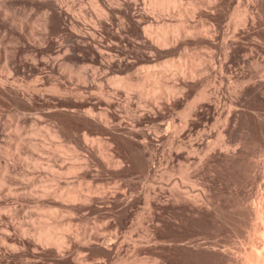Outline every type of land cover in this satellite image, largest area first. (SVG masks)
I'll return each instance as SVG.
<instances>
[{"label":"rangeland","instance_id":"rangeland-1","mask_svg":"<svg viewBox=\"0 0 264 264\" xmlns=\"http://www.w3.org/2000/svg\"><path fill=\"white\" fill-rule=\"evenodd\" d=\"M6 1L7 0H0V7L3 8V3H6L7 7L9 5V9L7 7L3 9H6L8 13H10L9 10L11 9L12 14L10 13V15L13 18L22 19L23 25L19 26L15 24L14 20L1 13L4 10L0 8V35L2 34L0 39L4 42H0V73L4 69V74L1 73L0 78L8 77V80H12V78L16 77L15 79L19 80L17 81L19 83H16L15 80L14 82L18 85L20 84V86L22 85L21 87H23L24 82L29 85L32 83V87L31 85L26 86L24 84L26 86V90L24 88L25 86L23 87L25 91H27V88L31 89H28L27 92H35L37 89L36 93H38L41 91H38L41 87V89H47V92L50 90V93H46L43 89V93L42 91L40 93H42L41 97L44 98V100L36 98L32 103L30 102L31 104H23L21 101H14L8 98V100L6 98L0 100V111L2 112H0V131H3L0 132V136L2 135L0 137V142L2 141V143L5 144L6 142V144H8L7 141L10 140V138L6 137L8 133L6 130H13L12 126H15L14 123L16 122L18 125L21 123L20 129L26 133L23 141H27L26 144L29 143L27 147L19 148L21 152L17 151V148L12 147V150L15 149V153H22L20 155L18 154L20 156V161L17 158L13 159L10 154H7L8 157L10 155V158L7 159L8 157H5L6 154L0 153V157L3 155L2 158L4 159L5 157L7 159L5 160L13 165V170H15V167L17 168L15 172L12 171L14 175L16 174L15 176L18 180L17 184L15 182L7 185H10L12 188L14 184L13 188L16 190H12L16 192L19 190V193H17L23 195L19 196L17 194L18 196H15V198L0 195V200L8 203L7 206L10 205L9 207H12L14 204L13 206L15 207L18 204V209L21 208L19 209L21 213L19 211L16 212L18 216H16V214L12 215L14 217L13 219L10 215L9 219L11 218V221L13 219V222H15L14 224H18V227L20 225L25 228H29L31 225L41 224L44 221L54 222L55 219L57 225L53 227V233L60 234L61 230L63 231V229L66 228L64 230H66L67 235L69 234L70 236H65V240L60 245V252L68 253L70 257L73 255V258L77 262H80L79 260L81 259V262L83 261L81 264H255V261L262 257V249L264 246V0H251L252 6L247 10L248 16L250 15V24L249 21L247 23H242L232 18V6L215 5L217 9L214 10L218 13L219 18L218 29L220 32L228 31L225 33L228 36H224V38H221L220 34L216 36L215 39H218V41L215 40L216 45L214 46V53H212L213 46H208L209 49L211 47L210 51L212 54L209 53V49H207L202 42L192 43L180 40L179 43L173 45L174 47L177 46V48H174L170 44H166L164 47L169 50V53L157 56L156 60L153 62L144 60L139 61L137 65L139 69H133L134 72L136 71V73L143 75L141 69L149 67L162 75L164 80L170 83L169 85H172L174 88L172 90L174 96L170 102H165L163 96L154 94L153 91L155 87L152 86V81L150 79L146 80L145 92L142 94L143 97L139 98L138 96L141 93L135 91L136 95L132 97L133 100L131 99L128 105L123 100V92L120 88V90L118 89V92L115 93L113 85L110 83L106 85L107 82L103 81V85L106 88L105 90L108 91L106 94L113 95L111 97L113 100L110 109L113 108V110L115 109L117 111H115L117 114L119 113L118 117L120 121H122L121 126H128L131 122V118L136 114L138 115L140 112L139 115L142 114V116L139 127L143 125L141 128H145L144 130L148 132L158 127L150 133L151 135L155 132L157 136L155 134L152 135L156 138L153 137L150 139L147 143L148 146H144L143 148L140 147L139 151H134V148L124 146L123 144L118 145L110 138L109 133L90 134L91 136H98L99 140L101 139L100 144L102 143L99 147L96 142L91 145L90 141L87 140V144L91 145L90 147L94 152V156L106 159V157H104L105 155L102 154L106 153V155H109L112 153L111 155L113 158L118 157L121 159L120 163L122 164L120 165L122 169L117 173H112L100 167L95 158L87 156L89 155L87 146L79 145V147L76 148L77 150L74 149V141L76 138L80 139L82 143H85L82 135V128L76 129L69 123L65 128V135L52 134L47 130L50 127L55 128L53 124L56 119L67 120L66 111L70 109L60 104L57 100V97H59L58 94H60L58 93L59 91L56 92V90H53L55 94H52V87H50L52 85L51 83L66 84V88L72 89V91L71 89H66L69 91L68 93L72 92V94H75L76 86H79L80 82L77 83L74 77H71L73 80L71 81L70 77L65 78L60 72L50 67V64L47 62L52 60L51 56H54L51 55V53H56L53 51V46L51 50L43 51V53L37 50L43 47L45 43L44 38L41 39L44 36L40 38L42 34L45 35V30L41 28V22L39 23L38 21H41L45 13L49 11L47 10L49 9L46 2L47 0H13L16 3H12V0H8V3ZM48 1L59 2L60 0ZM62 1L63 0L59 3H69L70 12H73L75 9L74 11L77 13L80 20L84 18L90 21V13L94 12L88 0H81V2L80 0H71L72 3L70 0H66L67 2L64 0V3ZM168 1L170 7L162 9L158 6H151L150 0H112L113 5L121 10L126 11L127 9V12L135 14L145 10L159 21L168 20L167 22L171 23L182 21L186 24H191V28L193 26L199 27V22L202 23L207 20L209 23L213 21L212 18L206 15V10L209 9V5H213L215 1L209 3L199 2L201 0ZM30 2H32L33 6ZM77 2H80V5L82 3V7H80ZM177 4L182 5L186 10V14L178 13ZM21 5H27L25 8L27 10L24 9L23 11L24 6L22 7ZM44 7L47 9L44 10ZM83 7L84 10L82 9ZM13 9L14 13L12 12ZM21 11H23V13ZM254 11H256V13ZM134 17L138 18L136 15ZM119 19L122 23L121 25L127 24L128 26L126 25L120 28L118 26L120 21L117 17H114L111 21L109 20L110 23L107 24V27H102L100 28L101 30H97L96 37H101L103 42L110 43L117 48L121 47L124 51L126 50L124 52L126 55L133 56L147 52L156 53L149 47L147 40L143 39L144 31L142 30H144L143 26L146 22H141L139 26L135 28L127 23L128 20L125 16L120 14ZM186 19L188 20L186 21ZM31 21L35 24H32ZM3 25H6L5 27L7 29H5ZM225 25H227V27ZM82 26L83 25L80 24L78 28L80 29ZM29 27H31L30 30ZM33 28L34 30L37 29L35 30L36 33H34ZM38 28L44 32L42 31L41 33ZM81 30H85V26H83ZM7 31L10 33H7ZM32 31L35 35L32 34ZM13 33L16 34L14 35ZM58 33L57 35L54 33L51 34L54 41L56 36L58 40ZM8 34H10L11 37ZM39 34L40 36L38 37ZM39 38L42 41L38 42ZM62 38L63 43L67 41V37L62 36ZM150 38V36L147 37V39ZM11 40L13 41L11 42ZM221 40H225V43H228V47L222 49L220 46ZM32 41L35 42L33 43ZM5 42H9L10 45H7L9 43L5 45ZM16 42L19 44L13 46ZM35 43L36 45H33ZM1 44L4 45V48H6L5 50ZM25 45L27 46V51ZM12 47H15L13 50L16 52V56L11 54ZM16 47L18 48L17 51L15 50ZM30 47L32 50H30ZM164 47L161 46L160 49H164ZM8 50L11 51L9 52ZM24 50L28 52L27 54H30L29 58L26 55L23 57ZM4 51L7 52V55L6 52L4 54ZM131 51H133V53ZM31 53L37 56H34L36 59L32 57ZM10 54L12 55V57H10L11 60H14L13 62L23 65V72H19L20 76L24 73V75H22L23 77H20L17 73H14V75H16L14 76L13 73L8 72L5 66H3V64L6 65L7 63L4 59L8 57V55L11 56ZM44 54L46 56L49 55V58L48 56L45 57ZM41 55L48 59V61L45 62V60H43L44 58L40 59V57L42 58ZM13 56H15V58ZM109 56H112V58L117 57L118 52L114 49L109 53ZM20 58L23 63L20 62ZM6 59H8L9 62L11 61L9 57ZM27 59L30 63H28ZM32 60L36 62L35 65H33ZM177 60L185 63V72L181 71L177 64H171V62ZM41 65L42 67H40ZM165 65L168 66L166 67ZM41 68L43 71L40 70ZM86 68L90 71L89 66ZM36 72L40 73L39 75L42 74V76H39ZM7 73L9 75H7ZM158 74L156 75L157 78L159 76ZM35 75H38L35 77L37 78L36 81H34ZM50 81L53 82L50 83ZM74 84H76L75 87ZM91 85L90 87L88 85L84 87L85 93L88 95H97L98 93H95L96 89L93 86L94 83ZM33 86H35V88L36 86L41 87L34 90ZM190 87L193 88L191 89ZM94 89L95 91L93 93ZM43 95L45 96L43 97ZM154 97L158 99L153 100ZM153 101L155 102L154 105L152 104ZM97 105L101 107L104 104L98 103ZM55 106L58 108L64 107L58 110ZM189 106H191L190 109H187ZM47 109H52V111H48ZM98 109L99 108L96 107L95 110ZM78 112L83 113L82 110ZM16 114L21 116L24 115L25 117L22 116L21 119V116H19L18 120L15 119V121L14 115ZM35 115L38 116L39 119ZM170 116L173 118L171 119ZM30 117L31 121L29 120ZM32 117H34V119ZM19 118L21 121H19ZM24 118L26 119L24 120ZM3 119L4 121H2ZM23 120L26 122L28 121L30 124H28V122L24 123ZM169 120L171 122H169ZM3 122H5V124ZM32 122L37 124L36 126L39 128L40 133H33L30 131L29 128ZM6 123H8L7 125L11 124L10 128L12 129H8L9 126L6 127ZM154 124L155 126H157V124L159 126L153 128ZM2 126L6 127H4L6 129L5 131ZM164 126L167 128V131ZM171 128V137H169V129ZM122 130L123 129H113L115 134L121 135L122 133L125 135L126 132ZM162 131L164 133H162ZM7 136H9V134ZM106 139L108 140L107 142L105 141ZM2 143L0 144V152L3 147L7 146L6 144L2 145ZM32 143H39L38 147L44 144L43 146L45 149L43 147L40 149L37 147L35 148ZM102 145H105V147H102ZM152 147L153 150L156 151V155L154 151H152ZM144 148H146V150ZM149 148L151 150H149ZM98 150H103L104 153H100ZM49 152H51V154L55 152L57 155L55 153V155L53 154L54 156L50 155ZM150 152L152 153L150 154ZM170 152L174 157H171ZM23 153V158L26 157L25 161H21L23 160ZM149 154L150 156L152 155L153 158L148 156ZM160 155H162V159ZM166 155H168V159L170 158L169 160L165 157ZM46 156H52L54 160L56 159L55 161L57 163L53 165L54 169L52 173L55 176L54 179L60 175L58 176L59 179H56L59 181L50 178V169L47 167L46 162L51 158L48 157L45 159ZM32 157H37L38 159L36 160ZM84 157L88 165L84 164ZM2 158H0L1 161H5ZM87 158L89 160L92 158V160L87 161ZM74 160L78 161L74 163L77 165V168L71 164ZM80 161L81 163L83 162V164H81ZM34 165L35 167H33ZM69 165L74 166L75 170L72 169L68 172L64 171V166ZM85 165L89 167L87 168L89 174L93 175L95 172L97 173L93 175V178H90L88 175L82 176L80 174L82 171H80L79 168L82 170L83 167H86ZM111 166L112 165H110V167ZM27 168L30 172L27 171ZM147 169H149L148 172ZM32 170H34V172H32ZM54 170L57 171L55 172ZM73 170L76 172L73 173ZM77 172H79V174H77ZM96 175L97 177H95ZM85 177H87V179H85ZM33 178L36 181H33ZM90 179H92V181H90ZM71 181H73V183L77 181L76 189L82 194L80 196L81 198H87L86 195L90 193V191L87 190L90 182L91 184L93 183L92 186H96V192L93 191L89 194L92 197V202L90 201L92 203L91 206L82 205L79 207L80 209L74 211L72 209L68 210V208L65 207L63 209V206L55 204L51 206L54 210L48 211L46 206L41 204L37 205L38 203L34 202V200L32 201L33 194L35 193L33 188L40 189L45 187V184L49 183L48 190H50V188H55L57 184L70 186L73 184ZM97 181L101 182L98 183ZM95 182H97V185H95ZM25 186L28 187L26 188ZM31 192H33V194ZM20 197L23 198L20 199ZM79 201V199L73 200L75 203H79ZM15 219L19 220L16 221ZM6 231H10L9 233L12 236L16 235L17 237L18 235H22L20 230H14L13 228H8ZM30 231V233L23 235L32 238L31 233L34 232V230ZM7 243L8 242L5 244L0 241V264H61L56 260L53 253L40 254V251H42L44 247H55L54 243H50L46 246L38 243L39 246L37 245V247L31 246L30 248L35 250L34 256L14 254L12 253L14 249L12 248V244L8 243V245ZM99 245L103 247L100 246L99 249ZM116 246L118 248H116ZM252 249H256L260 253ZM103 253H111V255ZM75 256L77 258H75Z\"/></svg>","mask_w":264,"mask_h":264},{"label":"bare ground","instance_id":"bare-ground-1","mask_svg":"<svg viewBox=\"0 0 264 264\" xmlns=\"http://www.w3.org/2000/svg\"><path fill=\"white\" fill-rule=\"evenodd\" d=\"M8 1V0H7ZM6 1V2H7ZM13 1V0H12ZM43 1V0H42ZM56 1V0H55ZM61 1V0H60ZM59 1V2H60ZM66 1V0H65ZM71 1V0H70ZM68 1V2H70ZM79 1V0H77ZM83 1V0H82ZM90 5L93 7V12L94 13H90L91 15V19L90 21H87L85 20L84 18H82V20L79 19L77 13H75V9L73 10V12H70L69 9V3L66 5L64 3V0L62 1L64 4L62 3H59L58 1L57 2H54V1H46L47 2V5H48V8L47 10H49L47 13H45V16L43 17V19L41 21H38L39 23L41 22V25L42 27L41 28H44L45 30V35H41L40 34L42 33L43 30H41L40 28H38L41 33L38 35V37L40 36V38L42 36L41 39L44 38V46L37 49L38 52H41L43 53V51H49L51 50V47L53 46L54 49L53 51L56 52L54 54L51 53V55H54V56H51L52 60L48 61V59L44 58L42 55V58L40 57V59H43L45 60V62L49 63L50 64V67L58 72L61 73V75L65 78L67 77H71L75 78L77 80V83L80 82V85L79 86H76V89H75V94H72V92L68 93L69 91H67L64 84H59V83H51L53 81H50V83L53 85H51L50 87H52V92L53 90H56L59 91L58 93V96L57 97V100L59 101L60 104H63L65 106H67V108L69 107L70 109L66 111V117H67V120H63V119H56L55 123L53 124V126H55V128H48L47 130L49 132H51L52 134H64L65 135V128L66 126L70 123L72 124V126L76 129H80L82 128L84 130V134H83V130H82V135H83V139L85 140V143H82V141L78 138L75 139L74 141V149L78 148L79 145H85L88 147V152H89V155L87 156H90L92 158H95L97 160V163L100 167L102 168H105L106 170H109L110 172L112 173H117V172H120L121 169H122V166L120 164V161L121 159L120 158H113V156L111 155L112 153H110L109 155L106 153L105 154H102V155H105L104 157H106V159L102 158V157H96L94 156V152L93 150L91 149V145L92 143L96 142V144L99 146L101 145L100 144V140H99V137L98 136H91L93 133H109L110 134V138L113 139L118 145L120 144H123L124 146H127V147H130V148H134V151H139L140 150V147H144V146H148V142L150 141V139H152L153 137H155L154 135L152 134H155V132H153L151 135V131L152 130H156L159 126L157 124V126H153V128L157 127L156 129H151L150 132L146 131L143 129V127L141 128V115L140 112L139 114L135 115L134 117L131 118V122L129 123V125L127 126H121V122L118 115L119 113L117 114L116 110L113 108L110 109V105H111V102L113 99H111V97L113 95H110V94H106V91L104 85H103V81L107 82L106 85L108 83H110L111 85H113V88H114V92L117 93L118 92V89L120 88L123 92V100L126 102V104L128 105L130 102H131V99L133 96H135V91L141 93L139 94V98L140 97H143L142 94L145 92V87H146V80L150 79L152 81V86L155 87L154 89V94L155 95H161L164 97V101L165 102H170L174 96V93L172 92V90L174 89L172 87V85H169L170 83H167L165 80H164V77L160 74H158L157 72L153 71V69L147 67V68H144V69H141V72H143V75H140L139 73H136V71L134 72L133 69L135 68H138V63L139 61L141 60H144V61H148V62H153L154 60H156V57L157 56H160V55H163V54H167L169 53V50L166 49L164 46L166 44H170L171 46L179 43L180 40H184V41H189V42H202L206 47L207 49H209L208 46H213V50H212V53H214L213 51L214 50V46L216 45V41H218V39L216 40V36L218 34H220L221 38H224V36H228L226 35L225 33L228 32V31H223L224 28H223V32H220L219 29H218V21H219V18H218V13L215 12L214 9H217V7H215L216 4H220V5H223V6H232V13H231V16L232 18H234L235 20L237 21H241L242 23H247L249 21V16L247 14V10L252 6L251 4V0H201L199 2H202V3H209V2H213L215 1V3L213 2V5H209L210 8H213V9H207L206 10V15L210 18L213 19L212 22H207V20L205 22H199V27L198 26H193L192 28L190 27L189 23L186 24L182 21L178 22V23H171V22H167L166 20H161L159 21L158 19H156L155 17L151 16V13L149 14L148 11H145V10H142V11H139L137 14L135 13H130V12H127V9L126 11L125 10H121L119 9L118 7H116L115 5H113V2L112 0H88ZM117 1V0H116ZM120 1V0H119ZM197 1V0H196ZM217 1V3H216ZM262 1V0H261ZM11 2V1H10ZM9 2V3H10ZM15 1H13L12 3H14ZM67 2V1H66ZM81 2V0H80ZM80 2H77L78 4ZM255 2V1H254ZM8 3V2H7ZM16 3V2H15ZM72 3V1H71ZM70 3V5H71ZM261 3V2H260ZM1 4V3H0ZM6 3H3V8L7 7V4L5 5ZM30 4L32 5V2H30ZM76 4V2H75ZM198 4V3H197ZM254 4V3H253ZM256 4V3H255ZM13 5V4H12ZM25 5V3H24ZM23 5V6H24ZM28 5V4H27ZM26 5V6H27ZM36 5V4H35ZM34 5V6H35ZM39 5V4H38ZM80 5V4H79ZM150 5L153 6V7H160L162 9H165V8H169L170 7V3L168 0H150ZM11 6V5H10ZM22 6V5H21ZM22 6V7H23ZM26 6H24L23 8V11L24 9L26 8ZM29 6V5H28ZM33 6V5H32ZM77 6V5H76ZM198 6V5H197ZM242 6V7H241ZM9 7V5H8ZM7 7V8H8ZM13 7V6H12ZM16 7V5H15ZM18 7V5H17ZM30 7V6H29ZM39 7V6H38ZM72 7V6H71ZM80 7H82V3L80 5ZM177 8V11L179 14H186V10L182 7L181 4H177L176 5ZM200 7H201V4H200ZM203 7V6H202ZM220 7V6H219ZM241 7V8H240ZM2 8V7H0ZM2 8V10H4ZM11 8V7H10ZM42 8V7H41ZM223 8V7H222ZM259 8V7H258ZM9 9V8H8ZM45 7H44V10H46ZM84 10V7L82 8ZM187 9V8H186ZM193 9V8H192ZM198 9V8H197ZM253 9V7H252ZM27 10V9H25ZM219 10V8H218ZM10 13H11V9L9 10ZM17 11V10H16ZM23 11H21L23 13ZM29 11V10H28ZM87 11V10H86ZM225 11V10H224ZM253 11V10H252ZM257 11V10H256ZM256 11H254L256 13ZM14 13V9L12 11ZM45 12V11H44ZM77 12V11H76ZM90 12V11H89ZM188 12V11H187ZM1 13L5 14L6 16L10 17V19L14 20L15 24H18L19 26H22L23 25V20L20 19V18H13L10 13H8V11H6V9L4 11H2ZM20 13V14H22ZM26 13V12H25ZM85 13V12H84ZM254 13V14H255ZM12 14V13H11ZM31 14V13H30ZM29 14V15H30ZM122 15V16H125V18H127V23H129L130 25H132L133 27H138L139 24L141 22H146L144 23V31L143 33V39L144 40H147V43H149V47L154 50L156 53H151V52H147V53H144V54H140V55H133V56H130V55H126L124 54V51L121 47L120 48H117L116 46L110 44V43H107V42H103V39L100 37V38H97L96 37V32L97 30H99L100 28H104V27H107V24L110 23L111 19L114 18V17H117V19L120 21L119 19V15ZM15 15V14H14ZM27 15V13H26ZM138 16V18H135L134 16ZM188 15V14H187ZM262 15V14H261ZM260 15V16H261ZM24 16V15H23ZM38 16V15H37ZM86 16V14H85ZM88 16V15H87ZM228 16H229V12H228ZM27 17V16H26ZM25 17V18H26ZM42 17V16H41ZM83 17V16H82ZM195 17V16H194ZM1 18V17H0ZM22 18V17H21ZM23 18V19H25ZM30 18V17H29ZM37 18V17H36ZM259 18V17H258ZM262 18V17H261ZM4 19V18H3ZM34 19V18H33ZM38 19V18H37ZM88 19V18H87ZM178 19V18H177ZM189 19V18H188ZM186 19V21L188 20ZM204 19V17H203ZM27 20V19H25ZM32 20V18H31ZM39 20V19H38ZM110 20V21H109ZM114 20V19H113ZM117 20V21H118ZM232 20V19H231ZM2 21V20H1ZM6 21V20H5ZM34 21V20H33ZM251 21H249V24H250ZM1 23V22H0ZM4 23V22H3ZM32 23V21H31ZM36 23H37V20H36ZM194 23V22H193ZM232 23V22H231ZM6 24V23H5ZM32 24H35V23H32ZM31 24V26H32ZM38 24V23H37ZM83 25L85 26V30H81L83 29V26L82 28H78L79 25ZM121 21L118 23V26L120 28H123L125 27L126 25H121ZM143 24V23H142ZM225 24V23H224ZM235 24V23H234ZM40 25V24H39ZM189 25V26H188ZM198 25V24H197ZM223 25V24H222ZM2 26V25H1ZM4 26V25H3ZM6 26V25H5ZM4 26L5 29H7L6 27ZM28 26V25H26ZM128 26V25H127ZM183 26V27H182ZM185 26V27H184ZM227 27V25H225ZM11 27V26H9ZM33 27V26H32ZM37 27V26H36ZM81 27V26H80ZM141 27V26H140ZM187 27V28H186ZM31 27H29V30H30ZM27 29V28H26ZM110 29V28H109ZM228 29V28H226ZM225 29V30H226ZM245 29V28H244ZM242 29V30H244ZM10 30V29H9ZM21 30H22V27H21ZM32 30V29H31ZM34 30V28H33ZM37 30V29H35ZM34 30V33H36ZM101 30V29H100ZM6 31V30H5ZM39 31V32H40ZM262 31V30H261ZM23 32V30H22ZM30 32V31H29ZM28 32V33H29ZM37 32V33H39ZM44 32V31H43ZM59 32V33H58ZM7 33H10L7 31ZM31 33V32H30ZM54 33L57 35L58 33V40L55 38V41L53 40L51 34ZM14 34V33H13ZM16 34V33H15ZM14 34V35H15ZM24 34V32H23ZM32 34H33V31H32ZM153 34V35H151ZM228 34V33H227ZM2 35V34H1ZM0 35V36H1ZM10 35V34H8ZM11 35H12V32H11ZM10 35V37H11ZM13 35V36H14ZM35 35V34H33ZM101 35V34H100ZM17 36V35H16ZM37 36V35H36ZM35 36V37H36ZM62 36H65L67 37V41L66 42H62ZM150 36L151 38L150 39H147V37ZM261 36V35H260ZM2 37V36H1ZM19 37V36H18ZM34 37V36H33ZM37 37V38H38ZM122 37V36H121ZM4 38V37H3ZM28 38V37H27ZM39 38V39H40ZM62 38V39H61ZM22 39V38H21ZM35 39V38H34ZM33 39V40H34ZM38 39V42L42 41L41 39L39 40ZM226 39V37H225ZM229 39V38H228ZM262 39V37H261ZM5 40V39H4ZM10 40V39H9ZM7 40V41H9ZM216 40V41H215ZM264 40V39H263ZM2 40L0 39V42ZM13 40H11L12 42ZM37 41V40H36ZM227 41V39H226ZM3 42V41H2ZM10 42V41H9ZM7 42V43H9ZM18 42V41H17ZM16 43L13 44V46L15 45L16 46ZM30 42V41H28ZM33 42V41H32ZM31 42V43H32ZM35 42V41H34ZM33 42V43H34ZM145 42V41H144ZM220 46L222 49L228 47V43L226 42L225 43V40H221L220 41ZM229 42V41H228ZM4 43V42H3ZM5 42V45L7 44ZM19 44V43H18ZM17 44V45H18ZM23 44V42H22ZM2 47L4 48V45L1 44ZM7 45H10L7 44ZM33 45H36L33 44ZM38 45V43H37ZM148 45V44H147ZM238 45V44H237ZM236 45V46H237ZM20 46V45H19ZM23 46V45H22ZM161 46L164 47V49H160ZM233 46V45H232ZM18 47V46H17ZM16 47V51L17 48ZM24 47V46H23ZM174 47V46H173ZM177 48V46H175ZM174 47V48H175ZM9 48V47H7ZM15 48V47H14ZM12 47V55L16 54V52L13 50L14 49ZM25 48H26V51H27V46L25 45ZM29 48V47H28ZM31 48V47H30ZM233 48L235 49V47L233 46ZM6 48H4L5 50ZM11 49V48H10ZM115 49L116 52H118V56L117 57H114L112 58V56L110 57L109 56V53L112 52L113 50ZM171 49V48H169ZM211 49V47H210ZM209 49V51H210ZM32 50V48L30 49ZM34 50V49H33ZM128 50V48H127ZM174 50V49H173ZM9 51V50H8ZM11 51V50H10ZM9 51V52H10ZM25 51V50H24ZM25 51V52H26ZM129 51V50H128ZM221 51V50H220ZM6 51H4V54H5ZM8 52V53H9ZM14 52V53H13ZM23 53V57L24 55L30 56V54H27L28 52L26 53ZM32 52V51H31ZM34 52V51H33ZM130 52V51H129ZM133 53V51H131ZM171 52V51H170ZM176 52V51H175ZM226 52V51H225ZM246 52V51H245ZM30 53V51H29ZM50 53V52H48ZM142 53V52H141ZM173 53V52H172ZM178 53V52H177ZM211 53V51L209 52ZM211 53V54H212ZM10 54V55H11ZM32 54V53H31ZM34 54V53H33ZM32 54V57L34 59H36L34 56L36 55H33ZM114 54V53H113ZM116 54V53H115ZM129 54V53H128ZM6 55H7V52H6ZM8 55L9 57V60H11L10 57H12ZM45 55V54H44ZM184 55V54H183ZM3 56V55H2ZM16 56V55H15ZM15 56H13L15 58ZM25 56V57H26ZM48 58H49V55H47ZM45 55V57H47ZM115 56V55H113ZM182 56V55H181ZM210 56V55H209ZM212 56V55H211ZM5 57V56H4ZM6 57V58H8ZM20 57V55H19ZM22 57V56H21ZM22 57V58H23ZM37 57V56H36ZM54 57V58H53ZM243 57V56H242ZM246 57V56H245ZM4 59L5 62L7 61L6 65L3 64V66H5V68L8 70V72L10 73H17L19 74V72H23V68H22V64H17L15 62H12L8 61V59ZM12 58V59H14ZM184 58V57H183ZM21 59V58H20ZM26 59V58H25ZM211 59V58H210ZM1 60V59H0ZM24 60V59H23ZM38 60V59H37ZM3 61V60H2ZM16 61V60H15ZM22 61V59L20 60V62ZM28 61V59H27ZM33 61V60H32ZM38 62V61H37ZM23 63V62H21ZM28 63H30L28 61ZM35 61H33V65H35ZM2 64V62H1ZM171 64L175 65L177 64L179 67H180V70L185 72L186 71V68H185V63L184 62H181L180 60H177V61H173L171 62ZM44 65V64H43ZM2 66V67H3ZM87 66L90 67V71L88 70V68H86ZM166 67L168 65H165ZM223 66V65H222ZM29 67V66H28ZM38 67V66H36ZM42 67V65L40 66ZM190 68V67H189ZM198 68V67H197ZM46 69V68H45ZM139 69V68H138ZM195 69V68H194ZM4 70V69H3ZM3 70L1 73H3ZM40 70L43 71V69L41 68ZM156 70V69H155ZM199 70V69H198ZM1 71V70H0ZM49 72H50V69H49ZM0 73V74H1ZM6 73V72H5ZM30 73V72H29ZM37 73V72H36ZM35 73V74H36ZM41 73V71H40ZM40 73H37L38 75ZM53 73V72H52ZM191 73V72H190ZM4 74V73H3ZM56 74V73H55ZM159 75L158 78L156 77V75ZM7 75H9L7 73ZM6 75V76H7ZM22 75H24V73H22ZM21 75V76H22ZM38 75H35L34 78ZM44 75V73H43ZM190 75V74H189ZM3 76V75H2ZM11 76V75H10ZM16 76V75H14ZM20 76V74H19ZM17 76V77H19ZM20 76V77H21ZM39 76H42L39 75ZM48 76L50 77L49 73H48ZM59 76V75H58ZM13 77V76H12ZM11 77V78H12ZM23 77V76H22ZM238 77V76H237ZM16 78V77H15ZM15 78H12V80H8V77H4V78H0V100H3V98H8L10 100H14V101H21L23 104H31L32 101L36 98H41L44 100V98L41 97L42 93H43V89H41L42 85L39 87V86H36V88H40L38 89V91H42V93L38 92L36 93L37 89L34 87V90L36 89L35 92L31 91V92H27L28 89L30 88H27V91L26 90V86L29 85V84H23V87L25 88V90L23 89V87L20 86V84H16V83H19L17 81L19 80H16ZM33 78V79H34ZM40 78V77H39ZM38 78V79H39ZM19 79V78H18ZM37 78H35L34 81H36ZM42 79V78H41ZM63 79V78H61ZM15 80V82H14ZM51 80V79H50ZM33 81V82H34ZM40 81V80H39ZM38 81V82H39ZM62 81V80H60ZM71 81H73L71 79ZM184 81V80H183ZM42 82H43V79H42ZM41 82V83H42ZM55 82V80H54ZM57 82V81H56ZM64 82V81H63ZM66 82V81H65ZM185 82V81H184ZM23 83V82H21ZM30 83V82H29ZM36 83V82H35ZM44 83V82H43ZM94 83V88L95 89L93 90V93L95 91V93L97 95H88L87 93H85V89L84 87H86L87 85L90 87L92 86L91 84ZM191 84V83H189ZM193 84V83H192ZM31 87H32V83L30 84ZM29 85V86H30ZM37 85V84H36ZM44 85V84H43ZM76 84H74V87H75ZM105 85V86H106ZM109 85V84H108ZM188 86V85H187ZM190 86V85H189ZM195 86V85H194ZM44 87V86H43ZM73 87V88H74ZM93 88V87H92ZM189 88V87H188ZM191 88V87H190ZM193 88V87H192ZM191 88V89H192ZM33 89V88H32ZM49 89V88H48ZM71 89V88H69ZM68 89V90H69ZM119 89V90H120ZM31 90V89H30ZM45 91L47 89H44ZM187 90V89H186ZM50 90H48V92L46 91V93H50L49 92ZM62 91V92H61ZM64 91H67V92H64ZM72 91V89H71ZM92 91V90H91ZM185 91V90H184ZM51 92V93H52ZM64 92V93H63ZM179 92V91H178ZM74 93V92H73ZM203 93V92H202ZM52 94H55V92H53ZM204 94V93H203ZM57 95V94H56ZM45 95H43L44 97ZM50 96V95H48ZM53 96V95H52ZM153 96V95H152ZM183 96V95H182ZM158 97V96H157ZM162 97V98H163ZM51 98V97H50ZM159 98V97H158ZM158 98L154 97L153 100H157ZM7 99V100H8ZM47 99V98H46ZM45 99V100H46ZM49 100V99H48ZM52 100V99H51ZM56 100V101H57ZM133 100V99H132ZM160 100V99H159ZM174 100V99H173ZM55 101V102H56ZM139 101V100H138ZM141 101V100H140ZM31 102V103H30ZM104 104L103 106H99L97 104ZM159 103V102H158ZM152 104L154 105L155 102L153 101ZM138 105V104H136ZM58 106V105H57ZM57 106H55L56 108H58ZM131 106V105H130ZM140 106V105H139ZM188 106V105H187ZM1 107V105H0ZM64 107V106H63ZM63 107H60L58 108L59 109H62ZM96 107H98L99 109L98 110H95ZM138 107V106H137ZM191 106H189L187 109H190ZM41 108V107H40ZM66 108V107H65ZM140 108V107H139ZM3 109V108H2ZM48 111L52 109H47ZM79 110H82L83 113L81 112H78ZM140 110V109H139ZM41 111H44V110H41ZM116 111V112H115ZM190 111V110H189ZM1 112V111H0ZM37 112H38V109H37ZM2 113V112H1ZM5 113V112H4ZM9 113V112H7ZM189 113V112H188ZM21 114V113H20ZM26 114V113H25ZM41 114V113H40ZM186 114V113H185ZM27 115V114H26ZM187 115V114H186ZM6 116V115H5ZM11 116H12V113H11ZM9 116V117H11ZM17 116V117H15ZM21 116L19 114H16L14 115V120L17 119L18 120V117ZM24 116V115H22ZM22 116H21V119H22ZM36 116V115H35ZM34 116V117H35ZM41 116V115H40ZM7 117V116H6ZM25 117V116H24ZM34 117H32L34 119ZM38 119L39 117L36 116ZM121 117V116H120ZM8 118V117H7ZM7 118H6V121H7ZM12 118V117H11ZM122 118V117H121ZM167 118V117H166ZM170 118L172 119L173 117L170 116ZM10 119V118H9ZM13 119V118H12ZM26 118H24L25 120ZM165 119V118H164ZM168 119V118H167ZM166 119V120H167ZM170 119V120H171ZM11 120V119H10ZM9 120V122H10ZM23 120V121H24ZM29 120L31 121V117L29 118ZM35 120L37 121V119L35 118ZM122 120V119H121ZM161 120V119H160ZM165 120V122H166ZM169 120V122H171ZM4 121V119L2 120ZM13 121V120H12ZM16 121V120H15ZM19 121L20 118H19ZM115 121V122H113ZM168 121V120H167ZM8 122V121H7ZM28 122V121H27ZM26 121H24V123H27ZM35 122V121H34ZM32 122L31 123V127L29 128L31 132L33 133H40V130L39 128L36 126L38 124V121H37V124ZM154 122V121H153ZM160 122V121H159ZM158 122V123H159ZM193 122V121H192ZM5 124V122H3ZM11 123V122H10ZM23 123V122H22ZM162 123V122H160ZM189 123V122H188ZM187 123V124H188ZM3 124V125H4ZM8 123H6V127H8V129H12L10 128V125H7ZM13 124V123H12ZM15 126H12L13 127V130H6L4 128V131L6 130L8 133L7 135L9 134V136L6 135V137H9L10 140H8V144H5L7 146L3 147L1 149V152L0 153H4V155L6 154H10L12 156V158H17L19 159L20 161V154L22 153H15V149L12 150L14 148H17L19 151V148H23V147H27V145L29 144H26V142L23 141V139L25 138V134L23 131H21L20 129V126H21V123L20 125H18V123L16 124V122L14 123ZM13 124V125H14ZM28 124H30L28 122ZM172 124H173V121H172ZM171 124V125H172ZM23 125V124H22ZM124 125V124H123ZM169 125V124H168ZM168 127V126H167ZM165 128V126H164ZM170 128V127H169ZM113 129H123L126 133L125 135H123L121 133V135H117L115 134V132L113 131ZM166 131H167V128H165ZM28 130V129H27ZM122 130V131H123ZM160 130V129H159ZM170 130V135L169 137H171V132H172V128L169 129ZM174 130V129H173ZM2 131V130H1ZM0 131V132H1ZM69 131V130H68ZM74 131V130H72ZM164 131V130H163ZM162 131V133H164ZM184 131V130H183ZM189 131V130H188ZM187 131V132H188ZM3 132V131H2ZM48 133V132H47ZM75 134V132H74ZM91 134V135H90ZM107 134V135H109ZM166 134V133H165ZM90 135V136H88ZM99 135V134H98ZM106 135V134H105ZM159 135V133H158ZM161 135V134H160ZM2 136V135H1ZM0 136V137H1ZM157 136V135H156ZM4 137V136H3ZM103 137V136H102ZM100 137V138H102ZM7 138V139H9ZM33 138V137H31ZM105 138V137H103ZM156 138V137H155ZM71 139V138H70ZM167 139V138H166ZM3 140V139H2ZM90 141V144H87L88 141ZM168 140V139H167ZM34 141V140H33ZM104 141V140H103ZM106 142L108 141L107 139L105 140ZM198 141V140H197ZM152 142V141H151ZM156 142V141H155ZM154 142V143H155ZM2 143V141L0 142V144ZM109 143V142H108ZM153 143V142H152ZM151 143V144H152ZM159 143V142H158ZM193 143V142H192ZM200 143V142H199ZM4 143H2L3 145ZM4 144V145H5ZM33 144V143H32ZM31 144V145H32ZM39 144V143H38ZM38 144H33V146L36 148H41L43 147L45 149V147L42 145L41 147H38ZM107 144V143H106ZM160 144V143H159ZM158 144V146H159ZM96 145V146H97ZM105 147V145H102V147ZM155 146V145H153ZM157 146V147H158ZM29 147V146H28ZM93 147V146H92ZM100 147V146H99ZM101 147V148H102ZM107 147V146H106ZM151 147V146H150ZM156 147V146H155ZM1 148V147H0ZM94 148V147H93ZM28 149V148H27ZM43 149V151H44ZM48 149V148H47ZM87 149V148H86ZM96 149V148H95ZM146 150V148H144ZM161 149V148H160ZM24 150V149H23ZM50 150V149H49ZM77 150V149H76ZM83 151H85L84 149H81ZM100 150V149H99ZM98 152H103L104 151H99ZM149 150H151L149 148ZM163 150V148H162ZM25 151V150H24ZM23 151V152H24ZM27 151V150H26ZM30 151V150H29ZM46 151V150H45ZM51 151V150H50ZM152 151L153 150V147H152ZM21 152V150L19 151ZM42 152V150H41ZM53 152V151H51ZM51 152H49L50 155H53L51 154ZM108 152V150H107ZM162 152V151H161ZM152 152H150L151 154ZM163 153V152H162ZM171 153V152H170ZM169 153V155H170ZM56 154V153H55ZM54 154V155H55ZM75 154V153H74ZM78 154V153H77ZM87 154V152H86ZM150 154L148 156H150ZM154 154L156 155V151H154ZM161 154V153H160ZM5 157H8V155ZM10 155L7 159L10 158ZM33 155V154H32ZM37 155V154H36ZM40 155V154H39ZM49 155V156H50ZM53 155V156H54ZM57 155V154H56ZM102 155H99V156H102ZM164 155V154H163ZM24 156V153L22 155V158ZM28 156V155H27ZM48 156V157H49ZM59 156V155H58ZM61 156V155H60ZM77 156V155H76ZM147 156V157H148ZM159 156V154H158ZM162 155H160V158H161ZM168 155H166L165 157L167 158ZM3 157V155H2ZM0 157V158H2ZM4 157L3 160H5L6 158ZM31 157V156H30ZM38 157V155H37ZM33 158V159H38V158ZM42 157V156H41ZM47 156L45 157L48 158ZM62 157V156H61ZM79 157V156H77ZM152 157V155L150 156ZM156 157V156H154ZM164 157V159H165ZM171 157H174V155L172 156V153H171ZM43 158V157H42ZM51 159H48L49 161L46 162V165L47 167L51 170H49V174H50V178L51 179H54L55 176L54 174L52 173L53 171V165L55 163H57L54 158L49 157ZM59 158V157H58ZM92 158H90V160H92ZM153 158V157H152ZM158 158V159H160ZM163 158V157H162ZM161 158V159H162ZM6 159V160H7ZM16 159V161H17ZM26 157L23 158V160L21 161H25ZM28 159V158H27ZM31 159V158H30ZM29 159V160H30ZM83 159H85L84 164L88 165L87 162H86V158L84 157ZM88 159V158H87ZM150 159V158H149ZM168 159V158H167ZM166 159V160H167ZM170 159V158H169ZM168 159V160H169ZM172 159V158H171ZM1 161L0 159V195L2 196H6V197H14L15 196H18L19 194V190H17V192L15 191L16 189L10 187V185L8 186L7 184H11V183H15L17 184V178H16V174L14 175L12 173L15 172V170L17 169L15 167V170H13V165L7 161ZM28 160V161H29ZM89 159L87 161H90ZM12 161V160H11ZM26 161V162H28ZM94 161V159H93ZM25 162V163H26ZM31 162V160H30ZM37 162V161H36ZM72 162V161H71ZM75 162H78L76 160H74L71 164H73L75 167L77 166L76 164H74ZM83 162L80 163L83 164ZM36 164V163H35ZM38 164V163H37ZM90 164V163H89ZM95 164V163H93ZM112 165L110 167V165ZM85 165V166H86ZM96 165V164H95ZM72 166V165H69V166H64L63 170L64 171H71L72 169L75 170V167ZM35 167V165L33 166ZM58 167V166H57ZM81 167V166H79ZM78 167V168H79ZM77 168V167H76ZM89 168L88 166L86 167H83L82 170L81 168L80 171H82V173H80L82 176H90V178L94 177L93 175L96 173H94L93 175L92 174H89L88 173V169ZM98 168V167H97ZM150 168V167H149ZM22 169V168H21ZM35 169V168H34ZM61 169V168H60ZM59 169V170H60ZM100 169V168H99ZM58 170V169H57ZM56 170V171H57ZM73 170V171H74ZM27 171L28 168H27ZM55 171V170H54ZM55 171V172H56ZM62 171V169H61ZM63 171V172H64ZM78 171V170H77ZM149 171V169H147V172ZM17 172V171H16ZM30 172V171H29ZM32 172H34V170H32ZM36 172V171H35ZM46 172V171H45ZM60 172V171H58ZM76 171H74L73 173H75ZM99 172V171H98ZM27 173V172H26ZM108 173V172H106ZM77 174H79V172H77ZM97 174V173H96ZM75 175V174H74ZM60 176V175H58ZM58 176L56 177V179H59ZM18 177V176H17ZM21 177V175H20ZM76 177V175H75ZM79 177V176H77ZM97 177V175L95 176ZM102 177V176H101ZM35 178V177H34ZM33 178V181H36L35 179ZM49 178V179H50ZM80 178H83V177H80ZM113 178H116V177H113ZM54 179V180H56ZM85 179H87V177H85ZM61 180V179H60ZM74 180V179H73ZM89 180V179H88ZM32 181V180H31ZM56 181H59V180H56ZM90 181H92V179H90ZM22 182V181H21ZM20 182V183H21ZM98 183L101 182V181H97ZM97 182H95L97 185ZM103 182V181H102ZM24 183V182H23ZM57 183V182H56ZM59 183V182H58ZM71 183H73V181H71ZM76 183V184H75ZM73 183L72 185L70 186H62V185H56L55 188L48 190V184H45V187L43 188H40V189H37V188H33L34 190V194L33 192H31L33 194V197L31 195V197L33 198L32 201L34 200V202L38 203L37 205L41 204V205H44L46 206V209L48 211H53L54 209L51 207L52 205L54 206L55 204H58V205H61L63 206V209L64 207L65 208H68L69 209H72V210H78L80 209L79 207L82 206V205H86V206H91V202H92V197L91 195H89L90 193H92L93 191L96 192V186H92L91 182L88 184V187H87V190L90 191L89 194H87V198H81L80 196L82 195L81 193H79L76 189L77 187V181ZM22 184V183H21ZM33 184V182H32ZM61 184V183H59ZM66 184V183H64ZM68 184V183H67ZM103 184V183H102ZM26 185V184H25ZM50 185V184H49ZM100 185V184H99ZM17 186V185H16ZM21 186V185H20ZM29 186V185H28ZM27 186V187H28ZM26 187V186H25ZM26 187V188H27ZM12 189H15V190H12ZM18 189V188H17ZM40 192H39V191ZM37 191V192H36ZM114 191V190H113ZM98 192V191H97ZM21 193V192H20ZM18 194V195H17ZM24 194V193H23ZM29 195V193H28ZM19 196H23V195H19ZM27 197V195H26ZM83 197V196H82ZM23 198V197H20V199ZM13 199V198H12ZM17 199V198H16ZM15 199V200H16ZM75 199H79V203H75L73 202V200ZM18 200V199H17ZM27 200V199H26ZM21 201V200H20ZM23 201V200H22ZM31 201V200H30ZM91 201V202H90ZM149 201V200H148ZM127 202H128V199H127ZM126 202V203H127ZM151 202V201H150ZM153 202V201H152ZM29 203V202H28ZM8 203H5L4 201L0 200V241L5 243L8 242L9 244H12V248L13 249V252L14 254H25V255H31V256H34L35 255V250H33V248H30L31 246L32 247H37L38 243H41L43 246H46L50 243H54L55 244V247L53 248H50V247H44L42 249V251H40L41 253L40 254H45V253H53L55 255V258L56 260L61 263V264H81V259H77L79 260L80 262H77L74 258H73V255L72 257H70L68 255V253H61L60 250H61V243L65 240V236H69V234L67 235L66 233V228L63 229V231L61 230V233L60 234H54L53 233V227H56L57 223L55 222L56 220L54 219V222H50V221H44L43 223L41 224H37V225H29L30 227L32 228H28V227H21L19 225V227L17 226V222L15 225L13 222L14 220V217L12 215H17V211H21L18 209V204L17 206H13L12 207H9L10 205L7 206ZM22 204V203H21ZM20 206V205H19ZM33 206V205H32ZM60 206V208H61ZM122 206V205H121ZM42 207V206H41ZM59 207V206H58ZM57 207V208H58ZM17 209V210H16ZM56 210V209H55ZM66 210V209H65ZM253 210V208H252ZM18 212V214H19ZM21 213V212H20ZM36 213V212H35ZM52 214V213H51ZM12 216V221H11V218L9 219V216ZM41 215V214H40ZM18 218V217H17ZM21 219V218H20ZM16 221H18L19 219H15ZM60 221V220H59ZM67 221V220H66ZM66 221H65V224H66ZM23 222V221H22ZM32 222V221H31ZM20 223V222H19ZM22 224V223H21ZM71 225V224H70ZM69 225V226H70ZM8 228H13L14 230H20L21 231V234L22 235H18L16 237L15 236H12L9 232L6 231V229ZM30 230H34V232H32L31 237H28V236H24L23 234H28L30 233L31 231ZM12 231V230H11ZM95 231V230H94ZM96 235V234H94ZM92 236H93V233H92ZM91 236V237H92ZM116 236V235H115ZM70 237V236H69ZM88 237V236H87ZM90 237V238H91ZM95 237V236H94ZM97 239V238H96ZM69 240V239H68ZM11 242V243H10ZM71 242V241H70ZM111 242V241H110ZM7 243V244H8ZM8 244V245H9ZM39 246V245H38ZM54 246V245H53ZM82 246V245H81ZM100 246H98V248L100 249ZM120 246V245H118ZM42 247V246H41ZM103 247V246H101ZM1 248V247H0ZM116 248H118L116 246ZM102 249V248H101ZM105 249V248H104ZM106 250V249H105ZM104 250V251H105ZM109 250V249H108ZM254 251H256L257 253H260L258 250L256 249H252ZM38 253V252H37ZM262 257H260L259 259H257L255 261V264H264V246H263V249H262ZM73 254V253H72ZM103 254H106V255H111V253H103ZM113 255V254H112ZM95 256V255H94ZM75 258H77L75 256ZM80 258V257H79ZM10 264V263H9ZM43 264V263H42Z\"/></svg>","mask_w":264,"mask_h":264}]
</instances>
